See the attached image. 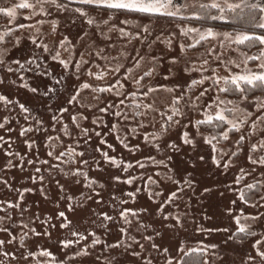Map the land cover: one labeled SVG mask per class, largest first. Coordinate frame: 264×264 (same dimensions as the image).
Returning <instances> with one entry per match:
<instances>
[{
    "label": "rangeland",
    "instance_id": "1",
    "mask_svg": "<svg viewBox=\"0 0 264 264\" xmlns=\"http://www.w3.org/2000/svg\"><path fill=\"white\" fill-rule=\"evenodd\" d=\"M18 2L19 0H0V8L11 7ZM29 2H34V0H29ZM174 2L178 5L192 4L197 0H174ZM198 2L210 3L211 0H198ZM60 3H66L67 10H58L52 5L46 4L45 10L50 13L47 16L43 14L31 15L32 11L38 10V6L37 9L32 10L18 9L15 20L0 15V36H4V42H0V58L4 60V63L0 64V81H3L0 83V95H5L13 101L7 106L0 102V123L7 121L5 127L0 128V136H4L5 139H10L12 142L10 147L4 144V147L0 148V178L7 180L12 189L10 190L7 185L0 183V200L18 202L19 191L33 190L25 192L24 202L20 208H9L6 214L0 212V216L4 217V224L11 226L9 232L15 237L14 243H7L8 234L0 233V239L6 241L0 252L8 251L16 257V259H12L0 255V260H3L4 264H58L60 261L63 264H145L149 260L151 264H166L165 255L151 247L155 243L161 247H168L170 250L177 245L187 248L209 245L205 255L207 264H250L248 255L255 256L251 245L259 236L244 237L242 241L230 237L237 229L234 217L240 215L241 210L245 215H255L257 211L264 213V208L247 207L238 199L239 191L245 189L248 183L264 181V176L261 175L264 173V168L257 165L255 166L256 171L248 175L247 171L254 166L246 161L251 145L257 143L264 136V132H257L250 140H245L243 151L238 158L233 159L235 166H230L227 170L222 167L217 168L213 163L212 156L216 155L217 158L219 156L211 153L209 146L203 142V137L209 134L201 128L200 134H197L196 129L190 123V121L194 122L202 117L198 112L184 107V101H181L180 104L181 112L184 115L174 117V120H179V124L170 123L167 132L161 135V125L165 123L167 116L172 114L169 109L173 95H180L188 89L193 79L200 78V74L196 71H184L188 65L185 64V59L179 49L180 44H189L193 39L198 38L197 34L189 33L188 36H184L181 35L180 29L198 27L201 31H205L207 28L184 23L178 18L140 17L135 13L113 14L108 10L85 8L82 7L85 5L71 3L69 0H62ZM76 8L84 9L90 17H95L96 20L107 19L114 15L110 24L124 27L127 31L135 32L139 26L147 25L151 30L150 38L155 39L159 35L161 41L171 39V50L166 43L160 41H157L148 50L149 56L155 58V70L153 76L150 79L146 78L143 83L155 85L158 88L176 87V92L149 93L146 99L138 94L135 100L129 97L125 102L128 107H125L119 103L122 97L101 93L98 94L99 99H96L97 94L90 90H83L80 92L78 102L70 103V98L82 82L87 81L93 85L105 84L111 83L116 78L109 73L104 81L90 79L85 74V68L88 65H82L77 73L75 65L79 62L81 53H84L85 59L90 61L91 70L94 73L97 72L95 64L99 63L103 67L105 61L87 55L101 41L96 35V29L90 28L84 23L85 18L75 12ZM199 12L198 7L195 9L188 7L186 10L182 8L180 15L191 16ZM26 17L31 18L26 19ZM125 18L130 23L120 25L119 21ZM38 21H43V23H38ZM54 26L55 31H53ZM85 33H87L86 36ZM109 35L112 36V42L116 44V48H109L108 51L112 55H116L126 42L117 40L116 32ZM65 37L72 42L74 52L65 51L64 48L59 47L58 42ZM17 39L19 40L18 44L16 43ZM33 39L36 40L35 44L32 43ZM43 45H47V51ZM210 46L216 47L217 53L222 51L216 41H208L202 47L188 49L187 56L195 61L196 57ZM65 47L70 46L66 44ZM233 47L236 46L233 45ZM137 49L142 55L146 51L140 41H133L124 50L134 55V50ZM57 51L60 52V59L69 63L67 69L58 60L53 59ZM247 52L249 55H255L258 54V49ZM178 56L180 62L172 63V59ZM229 57L238 61L240 59L238 53L232 51H227L223 58ZM125 63L126 66H130L127 62ZM256 63L250 61L248 67L255 68ZM152 66V63H149L146 58L134 74L142 75ZM243 67L244 65L241 64V68ZM9 69L11 70L9 71ZM239 70L232 69L234 72ZM122 73L123 69L121 70V79ZM205 74L207 75V73ZM219 74L227 75L223 67H220ZM78 76L79 78H77ZM124 85V88L119 89L121 92L130 93L135 88V85L129 82H124ZM207 86L206 82L203 87ZM33 88L36 89L35 92L31 90ZM201 90V86H196L187 94L195 100ZM212 95L213 93H208L198 103L210 101ZM259 95H264V93ZM16 101L24 104L29 112H22ZM141 102L153 104L157 110L135 109V104ZM110 103L114 107L110 108L108 113L99 111L100 108ZM246 107L255 113L256 110L251 104H247ZM119 112H125L128 119L113 114ZM138 113H143V115ZM161 113H166V115L161 116ZM78 114L87 117V119L78 118L77 122L80 124V128H76L71 122V117ZM252 119H255V116ZM38 121H42V127ZM93 121H99V123L94 124ZM250 123L251 120H249ZM64 125L68 126L71 138L64 134ZM184 125L188 126L184 127ZM9 128L12 129L11 132L8 131ZM29 128L33 130L26 132L23 136L20 135L24 129ZM81 128L89 129V144H85L84 139L81 138ZM93 129L99 131L100 135H95ZM185 131L189 133V138L194 140L195 147L183 143L181 137ZM242 131H248V127L245 126ZM154 134L159 138L156 139ZM240 134L231 133L230 139L221 142L218 147L235 150L234 141ZM57 136L59 141L55 139ZM145 136L148 137V143L145 142ZM76 140L80 144L77 151L86 149L85 156L83 158L76 157V160L94 158L100 166L99 170L88 171L89 177L95 178L98 182L93 185V188L100 193L99 197L93 196L91 200L87 199L92 194L91 189L83 188L82 185L70 188V181L66 180L63 172L59 170L50 172L49 164L42 163L44 160L53 164L59 163L52 160L47 153L52 151L54 155H59L70 145L75 147L73 141ZM101 140L106 143H100ZM2 143L3 141H0V144ZM28 143H31V148L28 147ZM169 144H175V149L168 147ZM108 145L112 147L109 148ZM157 145L159 146L158 150ZM5 149L19 155L8 156L5 154ZM96 149L105 151L109 156L117 157L124 163H131L133 166L126 171H121L120 168L106 163ZM252 155L253 158L264 155V149L252 153ZM149 157L153 159H149ZM227 158L225 157V159ZM137 161L143 163L145 167L140 168ZM9 162L11 163L9 164ZM18 165H23V167ZM241 166L245 168V174H243L240 183L236 184L234 181L237 176H241L239 172ZM61 167L67 170L68 167H79V164L62 165ZM37 168L41 171L36 172ZM40 176L44 177L42 183L38 179ZM115 176H120L122 181L133 177L134 179L131 184H127L116 182L113 179ZM30 177L36 178V182L33 183ZM177 180L179 184L174 182ZM56 181L64 185L65 193L59 191ZM99 184H103L104 187L100 188ZM173 191L177 192V197L169 203L166 197H169ZM81 193H83V197H81ZM129 193L133 195H129ZM66 195H71L73 199L68 201L65 198ZM112 197H116V200H112ZM251 198L256 200L259 197L252 194ZM98 199H102L103 203L97 204L96 200ZM121 200L126 203L121 205L119 203ZM233 200L236 201L235 205L231 204ZM69 204L75 211H67ZM81 204L83 207L79 206ZM0 207L5 206L0 205ZM121 207L139 213L137 217L129 216L132 221L130 225L124 223L117 215ZM113 208L116 211H113ZM230 208L231 214H229ZM158 209H162V211ZM59 211H65L68 219L72 221L69 228L60 227L62 221L56 215ZM103 212H108L114 217V220L104 221L102 217L94 214ZM164 216L169 218L164 219ZM177 216L183 227H168L176 224L174 217ZM241 223L251 225L252 230L264 231V216L255 222L241 219ZM25 224L28 225L27 228L23 227ZM101 224H104L105 227H100ZM121 227L127 230V237H122ZM31 228H35L37 232L47 231L51 235L36 237L30 231ZM224 229H228V231H224ZM74 230L84 235L95 231L100 243L93 245V237L88 236L87 240H82L66 249L63 248L59 243L61 240L75 241L77 239L72 235ZM25 233H27L26 236ZM22 236H24L23 241H21ZM144 236H151L152 239H143ZM130 237L139 240L143 249ZM121 239L122 243L119 248L106 246ZM211 245L217 247L212 248ZM85 247H87L88 255H83L81 252V249ZM42 249L51 251L57 257V262L43 256H36L34 259L24 258L29 251L39 252ZM261 249L264 250V245L261 246ZM134 252L140 255L135 256ZM256 264H260L259 258H257Z\"/></svg>",
    "mask_w": 264,
    "mask_h": 264
},
{
    "label": "snow or ice",
    "instance_id": "2",
    "mask_svg": "<svg viewBox=\"0 0 264 264\" xmlns=\"http://www.w3.org/2000/svg\"><path fill=\"white\" fill-rule=\"evenodd\" d=\"M71 3L81 4L88 6L92 9L97 10H108L111 13H135L140 17H155V16H166L170 18H178L181 20H204L210 19L212 21H222L224 23L233 25L231 31H216L213 27H208L205 31H201L198 27H189V28H181V35L188 36L189 33L197 34L198 38L192 40L189 44H180L179 49L181 55H183L185 59V64L188 65L184 69L186 72L196 71L200 74L199 79H193L188 87V89L182 92L180 95H173L171 101V115H168L165 123L161 125V135L167 132L168 125L170 123L179 124V120H174V117L183 116L184 113L181 112L180 104L181 101H184V107L189 108L192 111H196L202 117L201 119H197L192 123V126L196 129L197 134H200V128L207 127L211 130L209 135L203 137V142L209 146L210 152L213 154H218L219 158L216 155L212 156L213 163L217 168L222 167L224 170H227L230 166L234 167L233 159L238 158L240 153L243 151L244 142L246 139H251L253 135H256L257 132H264V95H256L250 99V96L254 92L259 91L260 93H264V0H211L210 3L203 2H193L192 4L183 3L177 4L174 0H69ZM49 4L55 7L58 10H67L68 5L66 3H60L58 0H34V2H29V0H19L14 6L7 8H0V15H4L8 17L10 20L16 19V14L18 9H26L38 10L32 11L31 15H40L43 14L45 16L50 13L45 10V5ZM188 7L199 8V13H194L191 16H183L180 15L181 9H187ZM175 9L174 11L172 9ZM216 10V14H211V10ZM75 12L79 13L81 17H84V23L88 25L90 28L94 27L96 29V35L98 39L101 41L93 51L88 52L87 55L90 57L98 58L99 60L105 61L104 66L102 67L99 63L95 64L97 68V72H93L91 70L92 65L88 59H85V54H80V60L75 65L77 69V73H79L82 65H88L85 68V74L90 79H95L97 81H104L106 77L111 73L114 77H116L111 83L105 84H96L93 85L87 81L82 82L79 85L78 90L73 94L70 98V103H77L78 97H80V92L83 90H90L92 93L97 94L95 96L96 99H99V95L101 93H110L117 97H122L119 100L121 105H128L125 103L129 97L133 100L137 97V95H141L143 98H147L149 93H155L159 91H165L168 93H175L177 88L171 87H156L155 85L145 84L143 83L146 78L150 79L153 76V72L155 70L154 57L149 56L148 50H150L157 41L162 43H166L171 50V39L167 41H161L159 35L155 37V39L151 37V30L147 25L139 26L138 30L135 32L127 31L124 27H118L116 24H110V21L114 19V15L109 16L107 19L101 18L100 20H96L95 17H90L88 12L82 8H76ZM31 17H26V19ZM38 23H43V21H38ZM130 22L127 18L121 19L119 21L120 25H128ZM23 27V25H21ZM39 31V29H37ZM53 31H55V26L53 27ZM113 32H116V39L120 41H125L126 43L123 45L122 50L118 51L116 55H112L111 52L108 51L109 48H116V44L112 42V36L109 35ZM7 34V33H6ZM87 33H85V36ZM133 41H140L141 46H143L146 51L142 55L141 52L137 49L134 50V55L125 51L127 46L132 44ZM208 41H216L218 43L219 48L222 50L217 53L216 47H208L204 51H202L197 57L196 60L188 58L187 50L188 49H196L198 47H202L203 44ZM0 42H4V36H0ZM16 43H19V40H16ZM32 43L35 44L36 40L33 39ZM60 48H64L65 51L74 52L75 49L72 47V42L65 37L63 40L58 42ZM69 45L70 47L66 48L65 45ZM233 45L236 47L234 48ZM91 47V45H89ZM44 49L47 51V45H43ZM253 47L258 48V54L249 55L247 51L244 49L250 50ZM227 51H232L238 53V57H240L239 61L237 59L227 58L224 59L225 53ZM123 58V60H122ZM148 59L149 63H152V68L147 71H144L143 74H134L137 69L141 67L142 62L145 59ZM211 58V59H210ZM53 59L59 61L60 64L63 65L64 68L69 67V63L63 59H60V52L57 51L53 56ZM257 62L255 64V68L248 67L249 62ZM130 64V66H126V63ZM180 62V57H175L172 59V63L176 64ZM4 60L0 58V64H3ZM241 64L244 65L241 68ZM223 67L224 71L227 75H220L219 69ZM233 68L240 69L238 72L232 71ZM123 69L122 79H121V70ZM11 69H9L10 71ZM207 73V75L205 74ZM79 78V76L77 77ZM124 82H129L132 85H135V88L130 93L121 92L119 89L124 88ZM207 82L208 86L203 87ZM3 83V81H0ZM196 86H201L202 90L196 95L195 100L192 99L191 96H188V91H192ZM115 89V91H114ZM33 92L36 91L35 88L31 89ZM213 93L210 101L201 102L202 99L208 94ZM232 97V98H228ZM0 102H2L5 106L13 103L7 96L0 95ZM19 104L22 112L28 113L29 109L24 105L20 104L19 101H16ZM247 104H251L255 108V113L249 111L246 107ZM81 106H83L81 104ZM114 107L113 104H107L105 107L100 108L99 111L102 113H108L109 109ZM144 108L148 111L157 110L153 107V104H144V103H136L135 109L139 110ZM67 111V109H64ZM117 116H123L124 119H128V116L125 112L113 113ZM143 115V113H138ZM166 115V113H161V116ZM255 116V119L252 117ZM79 119H87L86 116L82 114H78L76 116L71 117L72 124L75 125L76 128H80V124L77 122ZM249 120L251 123L249 124ZM7 123V121H5ZM5 123H0V128L5 127ZM38 123L42 127V121H38ZM94 124H98L99 121H93ZM143 126V125H141ZM188 125H184L187 127ZM248 127V131H242V129ZM115 128V125H113ZM64 134L68 135L71 138V134L68 132V126L64 125ZM33 129H24L20 135H24L28 131H32ZM9 132L12 131L11 128L8 129ZM95 132V135L99 136L100 132L95 129L92 130ZM135 131V129H133ZM231 133H241L234 141V149L233 148H219L218 145L222 141H228L230 139ZM81 138L84 139L85 144L90 143L89 137V129L81 128L80 129ZM156 139L159 136L154 134ZM56 140L59 141V137H55ZM145 142L148 143V137L145 136ZM184 144H189L192 147H195V142L193 139L189 138V133L185 131L181 137ZM0 141H3L0 144V148L4 147V144L11 146V140L5 139L4 136H0ZM215 141V143H214ZM27 143V142H26ZM75 147L69 146L64 151L60 152L59 155H54L52 151H49L47 155L51 157L52 160L58 161L59 163H50L48 160H44L42 163L49 164V171L59 170L63 172L66 180L70 181L69 187L74 188L76 185H82L83 188L91 189L92 194L87 197V199L91 200L93 196H100V193L95 191L93 185H96L98 182L95 178L89 177V170H99V163L94 159H80L76 160V157L83 158L85 156L86 149L84 151H77L76 149L80 147L79 141H73ZM100 143H106V141L101 140ZM28 147L31 148V143H28ZM111 148V145H108ZM127 147V145H125ZM138 147V146H137ZM168 147L175 149V144H169ZM159 146L157 145V150ZM264 149V136H262L257 143L251 145L249 149V154L246 156V161L248 164L254 166L250 170L247 171L248 175L253 174L256 171L255 166H259L264 168V155H261L257 158H253L252 153L260 151ZM96 151L100 152L103 160L117 168H120L121 171H126L128 168H131L133 165L131 163H124L122 160L118 159L114 156H109L107 152L101 151L100 149H96ZM132 151V149H129ZM5 154L8 156L11 155H19L18 153H11L7 149H5ZM225 157H228L225 159ZM22 159V158H21ZM149 159H153L149 157ZM203 159V157H200ZM11 162H9L10 164ZM32 163V161H29ZM79 164V167H68L65 170L62 165H74ZM161 163V162H158ZM137 164L140 168H144L145 165L140 161H137ZM19 167H23V165H18ZM166 166V165H165ZM36 172H40L41 169H35ZM239 172L241 176H237L235 179V183L239 184L241 179L243 178V174H245V168L241 166L239 168ZM158 175V173H157ZM264 176V173H261ZM33 183L36 182V178H31ZM40 182H43L44 177L40 176L38 178ZM113 179L116 182H123L127 184H131L133 182V178H128L126 180H121L120 176H115ZM151 180V177H149ZM179 184V181H174ZM186 183L188 181H185ZM0 183H3L11 189V185H8V181L0 178ZM59 191L61 193H65L64 185L60 184L59 181H56ZM100 188H103V184H99ZM43 191V189H40ZM32 189H24L23 191H19L18 202L0 200V205H4L5 207H0V212L7 213V209H18L21 204L24 202L23 197L25 192H31ZM252 194L258 195V199L253 200L251 198ZM129 195H133L129 193ZM81 197H83V193H81ZM177 197V192L173 191L170 193L169 197H166L167 202L171 203V201ZM247 197V198H246ZM65 198L68 201H71L73 197L71 195H66ZM112 200H116V197H112ZM238 199L247 207L258 209L264 208V181L258 180L256 183H248L245 186V189L239 191ZM97 204L103 203L102 199L96 200ZM121 205L126 203V201L121 200L119 202ZM232 205L236 204V201H231ZM83 207V205H79ZM87 210V209H85ZM116 211L115 208L112 209ZM162 211V209H158ZM67 211H75V209L68 205ZM145 211H147L145 209ZM95 215L102 217L104 221H113L114 217L109 215L108 212L103 213H94ZM229 214H231V208L229 209ZM57 218L62 222L60 224L61 228H69L72 225V221L68 219L65 211H59L57 214ZM121 220L126 224H131L132 221L129 219V216L137 217L139 215L138 212L132 209H126L121 207L117 213ZM261 216H264V213H260L257 211L255 215H245L241 210V214L234 217L235 223L237 225V229L232 233V237L238 240L243 239V237H257L252 243V249L255 252V256L249 254L248 261L250 264H256L257 258H259L260 264H264V250L261 249V246L264 245V231L252 230L251 225L242 224L241 219L247 221H259ZM168 216H164V219H168ZM176 224L169 225L168 227H183L180 222V218L174 217ZM143 227V225H141ZM11 226L4 224V217L0 216V233H7L8 240L7 243H14L15 237L9 232V228ZM24 228H27L28 225H23ZM55 227V225H53ZM100 227H105L104 224H101ZM30 231L36 236L39 237L41 235L50 236L51 234L47 231L45 232H37L35 228H31ZM87 231V230H86ZM211 231V230H209ZM224 231H228V229H224ZM120 232L122 237H127L128 232L125 228L121 227ZM242 234V235H241ZM27 233H25V236ZM72 235L77 237L75 241L72 240H61L59 243L63 248H68L69 246H74L78 244L82 240H87L88 236L93 237L92 244L100 243L99 237H97L95 231L88 232L87 235L79 231H73ZM24 236L21 237V241H23ZM134 243L139 244L141 249H143V245L140 244L139 240H135L134 237H130ZM143 239L151 240V236H144ZM6 241L4 239H0V249H3ZM122 239L118 240L116 243L107 244L106 246L109 248H119L121 247ZM23 244L21 243V247ZM152 248L156 249L158 252H162L166 257V264H207V261L203 259V257L207 254V249L209 245H203L201 247H181L177 245L174 249H169L168 247H161L153 243L151 245ZM210 247L216 248V245H211ZM83 255H88L87 247L81 249ZM0 255L4 257H11L12 259H16L14 254L9 253L8 251L0 252ZM135 256H139V253H133ZM36 256L49 257L53 262H57V257L49 250L42 249L39 252L29 251L24 258L27 259L29 257L35 258ZM173 257V258H170ZM0 264H4L3 260H0ZM58 264H63L62 261L58 262ZM145 264H151V261H146Z\"/></svg>",
    "mask_w": 264,
    "mask_h": 264
},
{
    "label": "trees",
    "instance_id": "3",
    "mask_svg": "<svg viewBox=\"0 0 264 264\" xmlns=\"http://www.w3.org/2000/svg\"><path fill=\"white\" fill-rule=\"evenodd\" d=\"M59 2L62 1V0H58ZM82 7H85V8H89V7H86V6H82ZM211 14H216V10H211ZM182 22L184 23H188V24H191V25H195V26H199L201 28H208V27H213L214 29H223V30H228V31H231L232 28H233V25H230V24H227V23H224L222 21H212L210 19H204V20H183ZM258 49L257 47H253L251 48L250 50L248 49H244L245 51H253V50H256ZM259 94H262L260 93L259 91L257 92H254L252 94V96H250V98L256 96V95H259ZM229 98H232V97H229ZM201 129L210 134L211 130L207 127H201ZM222 142H225V141H222ZM244 238V237H243ZM203 259L205 260V256L203 257Z\"/></svg>",
    "mask_w": 264,
    "mask_h": 264
}]
</instances>
